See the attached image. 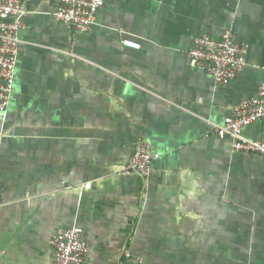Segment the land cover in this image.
<instances>
[{"label":"crops","instance_id":"0c3cea01","mask_svg":"<svg viewBox=\"0 0 264 264\" xmlns=\"http://www.w3.org/2000/svg\"><path fill=\"white\" fill-rule=\"evenodd\" d=\"M58 0H24L0 138V264H51L82 229L85 264H264V156L217 134L264 83V0H104L76 31ZM231 29L246 63L218 85L188 51ZM139 42V48L123 40ZM244 134L264 140V118ZM146 178L124 172L136 140Z\"/></svg>","mask_w":264,"mask_h":264},{"label":"built area","instance_id":"2783aa9c","mask_svg":"<svg viewBox=\"0 0 264 264\" xmlns=\"http://www.w3.org/2000/svg\"><path fill=\"white\" fill-rule=\"evenodd\" d=\"M24 0H0V138L4 136L3 127L7 117L15 82L18 62L20 30ZM104 0H58L54 14L58 20L76 31H88L96 23L98 11ZM124 45L139 48L140 43L123 40ZM248 45L237 41L231 29L219 37L207 33L197 35L188 57L204 68L218 85H228L246 63ZM264 118V83L254 96L247 97L235 105L232 112L217 126V134L231 139L236 152L256 153L264 156V140L246 136L244 128L250 123ZM153 154L142 137L136 140L131 161L124 172H135L142 178L149 175ZM51 264H85L87 244L82 229L72 226L51 239ZM117 264H142L139 255L128 248L122 250Z\"/></svg>","mask_w":264,"mask_h":264}]
</instances>
